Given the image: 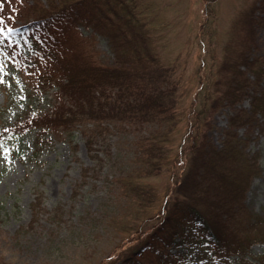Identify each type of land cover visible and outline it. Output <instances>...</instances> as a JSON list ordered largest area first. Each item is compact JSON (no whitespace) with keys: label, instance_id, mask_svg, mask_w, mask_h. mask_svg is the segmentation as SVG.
<instances>
[{"label":"rangeland","instance_id":"1","mask_svg":"<svg viewBox=\"0 0 264 264\" xmlns=\"http://www.w3.org/2000/svg\"><path fill=\"white\" fill-rule=\"evenodd\" d=\"M70 2L78 0H0V132L15 134L14 149L0 152V264H119L187 201L204 210L222 199L239 202L247 211L236 216L235 231L264 217V108L254 113L251 96L211 107L252 74L243 72L246 58L264 69V0L115 2L134 17L149 52L142 62L129 52L124 71L115 69L112 40L84 19L99 2L87 4L79 21L56 13L48 34L13 31ZM68 78L94 86L92 107L71 103ZM125 79L131 89L115 87ZM259 81L255 100L264 107V72ZM147 84L161 97V112L141 102L137 109L132 93ZM61 99L71 110L59 107ZM197 107L205 110L200 117ZM55 110L71 121L31 126ZM206 159L208 170L201 167L186 186L188 170ZM179 239L161 251L146 248L139 260L159 264L161 253L182 251ZM203 254L210 261L219 252ZM245 257L264 264V240L251 243Z\"/></svg>","mask_w":264,"mask_h":264},{"label":"trees","instance_id":"2","mask_svg":"<svg viewBox=\"0 0 264 264\" xmlns=\"http://www.w3.org/2000/svg\"><path fill=\"white\" fill-rule=\"evenodd\" d=\"M114 1L78 0V2H70L63 5L60 10L56 12L52 11L51 13H49L48 15L50 16L46 15L44 18H34L30 21H26L22 25L20 24V26L18 27H16L17 25H15L13 27V30L15 29L22 34L27 33L26 35L37 33L41 34L42 31L44 34V31H46L48 27L53 23L51 21V18H53L56 13L62 14L63 16H66L73 21H79L81 19V15H83L82 13H85V11L89 8L87 4L93 5L96 2H99L96 5H93L96 14H94V11L92 10L90 13L91 15H87L88 18L85 17L84 19L89 23L94 24V26L98 27L99 30H101L107 38L112 40L114 53L117 56L115 69H122L124 71L127 67V61L124 58L126 57V55H128L129 52L130 57L134 60V62H142L143 60L148 58L146 53L149 54V52L148 50L146 51L147 48H145L144 46L145 43L142 40L143 35L137 33L136 25L134 24V17L132 15H129V12L126 13L127 15H124V12L122 10L118 11L119 7L117 6V4H121V0L115 1L117 4H115ZM260 3L262 4V2H259L258 6H260ZM123 8L126 7L123 5ZM66 9H68L72 13L67 14ZM105 9H110L112 14H109V10L107 11ZM123 24H125V26ZM48 32H51V30L48 29L47 34ZM57 39L58 36H53L52 43H54V45L56 44ZM4 58H6L7 60L10 59L8 56H5ZM256 60L257 59H254V57L246 58L243 69L246 71L243 72L249 71L252 74L248 76L245 75V73V76L243 75L242 77H240V79H236L233 85V89L230 93L231 95L226 99L218 96V98L213 100L211 104L212 108H216V106L218 105V101L225 100L226 102L232 104V102L243 100L245 96H251V103L253 106V109L251 108V110L254 113L258 109L264 108L262 105L263 100L261 98L260 101L255 100L257 99L255 94L259 92L256 87L258 84L260 85L259 80L264 72L263 67H260L261 65L257 67ZM112 67L114 68V65H112ZM47 79V76L45 78L43 77L42 81L46 82ZM131 79L122 80L121 82H118L115 87L118 86L121 89H131L130 87H132L133 84V81ZM256 80H258L259 83L255 84ZM67 81L69 85L66 87V94L68 95L71 103L79 107H85L87 105L92 107L93 100L89 97V95L94 86H89L88 83L80 85V81H76L74 80V78H68ZM149 88H151V86L149 87L148 84L146 87L139 85L137 88L138 90L132 93L135 95V98L138 101L136 104L137 109L139 105L138 103L141 102L144 110L157 111V109L159 108V112H161V97L157 98L156 94L151 95L154 93L153 91H149ZM203 88L204 87H202V89ZM97 89L100 92L101 88L98 87ZM60 101L63 104L59 105V107L67 106L64 99H61ZM67 107H69V109L71 110L70 106ZM198 107L193 113L194 116L196 115L195 117H197V115H199L200 117L205 111H199ZM69 114H72V112L69 111ZM68 117L69 116L66 115V111L55 110L52 114L47 113L42 116H37L36 119L31 120H35V122L31 124V126L57 127L60 124L67 125L68 122L71 121L67 120ZM235 119L236 118H231L230 120V124L232 125V127L235 124ZM211 121L212 120H208L207 122L206 120L202 119L201 123L204 124L207 122L208 124H210ZM29 126H26L25 128ZM3 128L5 129L6 127ZM14 136V130H11L10 128H8L7 131H4L3 129L1 130L0 152L7 149L9 150L10 148L14 149ZM153 156L154 158L160 157L157 154ZM207 160L208 159L205 160V163L202 164V166L195 165V168L188 170V173H186V186L187 181L190 179V177H192L194 181L197 171L200 172L203 170L200 169L201 167H203L204 170H208V167H205V165L208 163ZM204 179L205 178H203V180ZM199 180L200 179L196 181ZM181 183H183V181H181ZM244 186L245 185L239 186V192L237 194V197L235 198L236 200H240V197L243 194ZM202 189L204 199L209 198L210 194L212 193V188L210 187L209 183ZM238 204L239 202H237V204H230L229 200L226 202L225 199H222L216 203V210H213V207L204 210L198 207L196 204L187 201L186 208L181 207L177 211L176 215H173L168 220H165V223L162 222V224L154 226L151 231V234H153L152 240H141L140 242L136 243L131 247L130 254H127L128 256L126 258H123L119 264H142L139 260L138 255H141L146 248L152 247L155 249L154 251H161V246L169 247L170 242H172L173 239L177 236H179L180 239L179 242H177L176 246L179 247L182 251H177L175 253H170L169 251L164 252L163 254L161 253L159 264H192L190 261H192L194 264H252L253 261L246 259L245 255L251 243L256 240H264V231L259 233V227L261 225L264 227V217H253L250 219V221L247 222V224H243V230L235 231V228L233 227L234 230L232 228V223L238 222L236 216H238L239 212L247 211V208L244 205V207L242 208L237 207ZM240 234L245 235V237H240ZM229 246L234 247L233 250H230ZM210 250L219 252V255L214 260H203V252ZM232 253H235V258L233 255H230ZM131 255L132 257L130 258Z\"/></svg>","mask_w":264,"mask_h":264}]
</instances>
